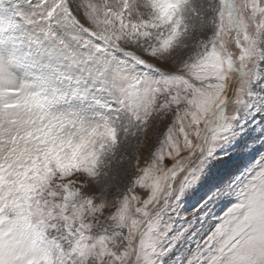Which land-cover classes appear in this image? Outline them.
Wrapping results in <instances>:
<instances>
[{
	"label": "snow or ice",
	"instance_id": "snow-or-ice-1",
	"mask_svg": "<svg viewBox=\"0 0 264 264\" xmlns=\"http://www.w3.org/2000/svg\"><path fill=\"white\" fill-rule=\"evenodd\" d=\"M0 264H264V0H0Z\"/></svg>",
	"mask_w": 264,
	"mask_h": 264
},
{
	"label": "rangeland",
	"instance_id": "rangeland-1",
	"mask_svg": "<svg viewBox=\"0 0 264 264\" xmlns=\"http://www.w3.org/2000/svg\"><path fill=\"white\" fill-rule=\"evenodd\" d=\"M146 155H147V153L145 152V153L143 154V156H142V159H143L144 157H146Z\"/></svg>",
	"mask_w": 264,
	"mask_h": 264
}]
</instances>
